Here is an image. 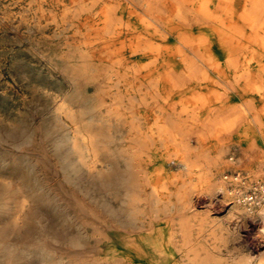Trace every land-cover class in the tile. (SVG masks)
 Listing matches in <instances>:
<instances>
[{"label":"rangeland","instance_id":"rangeland-1","mask_svg":"<svg viewBox=\"0 0 264 264\" xmlns=\"http://www.w3.org/2000/svg\"><path fill=\"white\" fill-rule=\"evenodd\" d=\"M76 7L0 0V264H192L188 249L200 255L202 247L223 264L259 257L260 215L244 210L234 195L210 189L208 174L188 172L172 152L175 145L152 135L159 114L148 91L158 86L162 92L164 85L136 71L150 58L126 51L128 69L111 78L107 49L94 36L104 25V5ZM140 12L127 0L119 5V20L138 26L133 34L144 30ZM123 32L128 45L133 34ZM167 43L177 44L176 34ZM215 74L206 68V76ZM184 86L191 93L227 91L229 104H245L246 142L264 148V94L230 89L222 80L194 79ZM174 97L179 101V94ZM187 138L191 155L215 154L212 136L193 132ZM230 139L231 157L238 144L236 135ZM224 174L231 178L232 170ZM239 188L247 192L251 185ZM182 219L191 238L186 245L179 240ZM172 233L177 241L170 240ZM221 236L225 242L216 241Z\"/></svg>","mask_w":264,"mask_h":264},{"label":"bare ground","instance_id":"bare-ground-1","mask_svg":"<svg viewBox=\"0 0 264 264\" xmlns=\"http://www.w3.org/2000/svg\"><path fill=\"white\" fill-rule=\"evenodd\" d=\"M67 1L70 4H67ZM127 1L140 8L141 12L137 14L143 32L133 34L138 26L124 24L119 20V5H122V0H58V3L76 5L79 10L86 9L87 5H104V25L95 30L94 36L107 49L105 58L110 63L112 72L110 77L115 75L119 77L121 69H128L127 58L124 57L126 51H129L131 56L150 58L137 65L136 71H146L145 76H153L151 80L154 84L164 85L162 92L158 86L156 88L152 86L148 91L159 114L150 127L153 131L152 135H157L159 139L168 140L175 145L172 152L179 154L180 165L188 172L197 173L199 178L208 174L210 189L219 190L224 197L229 198L234 195L237 203L240 204L244 192L239 187L244 185L247 188L254 182H263L261 178L264 175V148L255 142H246L245 104H229L227 91L200 89L191 93L189 90L191 88L184 86V83L194 79L214 82L222 80L227 88H250L264 94V0ZM196 26L201 27L202 33L194 34L193 29ZM123 31L133 34L128 45L122 39ZM172 34H176L175 45L167 43ZM118 42H121L122 46L112 49L111 47ZM218 51H221L224 57ZM160 57L164 58L163 63L159 62ZM183 68L186 71L184 74H182ZM206 68L213 69L216 73L215 77L206 76ZM229 71L234 72L232 77L228 75ZM156 73L157 75L154 76ZM242 80L246 83L237 85ZM186 91L187 93L183 94ZM176 94H179V101L174 97ZM161 97L163 98L160 99ZM169 100L173 101L168 106L160 103ZM178 104L181 105L180 109ZM249 109L252 111L253 107ZM117 115L121 117L124 113ZM254 117L256 123L261 126V118L257 114ZM193 132L202 136H212L216 140L215 154L210 156L204 151L191 155L189 153L191 145L187 136ZM234 135L237 136L235 142L238 144V152L230 157L227 156L232 139L230 137ZM94 150L98 151V148ZM225 169L232 170L231 178L225 176ZM238 170H243V174L235 175ZM213 176L215 180H212ZM230 184L233 185L232 188ZM192 186L194 187L195 183ZM153 190L158 192L155 187ZM180 197L181 206H188L186 196L182 194ZM243 202L244 210L257 212L264 219V199L260 202ZM178 233L183 245L191 242L186 220H180ZM170 240L177 241L178 237L172 233ZM142 241L146 242V238ZM188 251L192 253L189 255L192 264H222L210 254L199 255L193 248H189ZM170 256L171 253L167 258Z\"/></svg>","mask_w":264,"mask_h":264},{"label":"built area","instance_id":"built-area-1","mask_svg":"<svg viewBox=\"0 0 264 264\" xmlns=\"http://www.w3.org/2000/svg\"><path fill=\"white\" fill-rule=\"evenodd\" d=\"M264 199V181L254 182L251 189L244 192L243 201L246 202H260ZM242 201V202H243Z\"/></svg>","mask_w":264,"mask_h":264},{"label":"crops","instance_id":"crops-1","mask_svg":"<svg viewBox=\"0 0 264 264\" xmlns=\"http://www.w3.org/2000/svg\"><path fill=\"white\" fill-rule=\"evenodd\" d=\"M260 218L263 219L261 215H260ZM217 228H219V227H217ZM216 241L217 242H225L226 241V238H224L222 236L221 237H217V240ZM202 248L205 251H203L200 255L205 256L207 254H210L211 257H214L213 254H212V252L209 250L210 248H207V247H202ZM215 257L217 258V256H215ZM182 259H183V256L181 255L180 256V261H183ZM243 260L244 261L241 262V263L240 262L239 263L237 262V263H232V264H264V249L259 253V257H257L256 259L251 260V259H245L243 257ZM220 263H222V262L220 261ZM228 264H231V263H228Z\"/></svg>","mask_w":264,"mask_h":264}]
</instances>
